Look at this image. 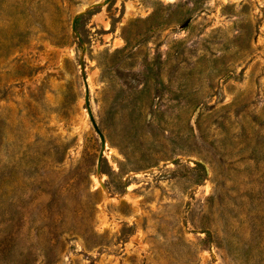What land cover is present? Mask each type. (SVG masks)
Returning a JSON list of instances; mask_svg holds the SVG:
<instances>
[{"label":"rangeland","instance_id":"rangeland-1","mask_svg":"<svg viewBox=\"0 0 264 264\" xmlns=\"http://www.w3.org/2000/svg\"><path fill=\"white\" fill-rule=\"evenodd\" d=\"M0 264H264V0H0Z\"/></svg>","mask_w":264,"mask_h":264},{"label":"water","instance_id":"water-1","mask_svg":"<svg viewBox=\"0 0 264 264\" xmlns=\"http://www.w3.org/2000/svg\"><path fill=\"white\" fill-rule=\"evenodd\" d=\"M86 104H87V107H88V112H89V114H90V119H91V122H92V124H93V126H94V129L96 130V132L98 133V135H99L100 138H101L102 152H103V150H104L105 147H106V139H105V136H104V134L102 133V131L100 130V128H99V126H98V124H97V122H96V120H95V118H94V116H93V114H92L90 108H89V102H88L87 99H86ZM101 155H102V153H101Z\"/></svg>","mask_w":264,"mask_h":264}]
</instances>
